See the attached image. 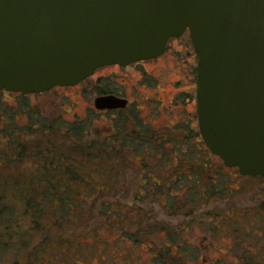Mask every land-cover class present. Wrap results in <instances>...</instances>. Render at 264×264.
Listing matches in <instances>:
<instances>
[{"label": "rangeland", "instance_id": "rangeland-1", "mask_svg": "<svg viewBox=\"0 0 264 264\" xmlns=\"http://www.w3.org/2000/svg\"><path fill=\"white\" fill-rule=\"evenodd\" d=\"M197 60L185 30L170 37L155 58L125 67L104 64L75 84L27 93L24 99L37 117L66 134L60 140H70L69 125L79 122L86 139L106 138L113 145L119 176L113 188H106L113 192L102 193L96 208L119 202L133 212L112 229L96 208L65 227H57L48 218L34 227L28 216L19 217L18 222H10L11 227L25 233L20 238L0 237V264H26L30 250L40 241L47 239L52 245L61 238L88 242L92 251L57 254L49 246L43 259L46 264H243L247 258L264 264V176L243 175L206 148L196 108ZM118 92L126 98L125 106L95 107L97 95ZM21 100L15 91L4 89L0 115L4 106L7 110L25 106ZM13 118L22 130L21 138L39 141L40 124L29 127L25 112ZM128 133L126 141L123 136ZM122 142L128 144L122 147ZM201 157H209L206 165L191 170L189 159L199 162ZM25 166L33 167L32 160H25ZM195 172H200L199 190L190 187L194 181L189 177ZM146 175L150 180L144 184ZM15 206L18 215L21 204ZM3 230L0 224V235H5ZM121 231L129 235L121 239ZM178 242L195 245L197 252L177 256L182 254ZM167 244L169 252L161 254Z\"/></svg>", "mask_w": 264, "mask_h": 264}, {"label": "water", "instance_id": "water-1", "mask_svg": "<svg viewBox=\"0 0 264 264\" xmlns=\"http://www.w3.org/2000/svg\"><path fill=\"white\" fill-rule=\"evenodd\" d=\"M185 30L204 142L226 166L264 176V0H0V90L72 85L101 65L155 57Z\"/></svg>", "mask_w": 264, "mask_h": 264}, {"label": "trees", "instance_id": "trees-1", "mask_svg": "<svg viewBox=\"0 0 264 264\" xmlns=\"http://www.w3.org/2000/svg\"><path fill=\"white\" fill-rule=\"evenodd\" d=\"M3 90L1 89L0 93ZM16 93L22 97L23 103L21 102V104H25V106L12 108V110H7L8 107L4 106L3 113L1 112L0 115V224L4 226L3 233L5 234L0 235L2 238L4 236L20 238L25 233L22 229L16 227L15 230V227H11L10 222H18L19 217L28 216L34 227H38L39 221L43 218L52 220L57 227H65L75 218L90 214L97 207L102 193L113 192L107 191V189L113 188V184L119 176L116 170V156L113 153L114 147L109 144L106 138L86 139L85 128L82 123L78 122L69 125V130L72 133L67 132V134L71 139L67 141L61 139V141L60 137L66 134H59L58 127L49 128V125L43 123L46 120L42 116L37 117L38 115L24 99L27 93ZM2 104L0 101V107ZM18 112L27 113L32 124V126L29 124V127H33L35 122L37 125L40 124L38 131L41 138L39 141L21 138L22 130L19 129L13 118V115ZM128 137L130 138V133L123 136L126 141H128ZM124 144L128 143L122 142V147ZM206 148L211 151L207 145ZM208 158L201 157L199 162L189 159L191 170L196 171L203 165L205 166ZM29 159L32 160L33 167L25 166V160ZM97 172L101 173L99 174L101 177H98ZM197 173L200 172H195V174ZM195 174L193 178H189L197 185L191 184L190 187L199 190L201 181L197 179L199 174L197 176ZM149 180V175H146L142 183L145 184ZM153 180L151 179V182ZM156 184L157 186L161 185L158 181ZM143 189L139 191V196L143 195ZM16 203L21 204L18 215L14 212ZM112 204L113 202L103 203L102 207L98 206L95 211L103 213L104 222L110 228L118 222L127 221L133 212L126 204L119 202H115V206ZM126 233L121 231L120 238H126L129 235ZM48 242L50 241L45 239L32 247L26 264H46L43 259L46 257L44 255L49 246H52V252L57 251V254L70 253L78 249L92 251L90 243L78 242L77 244L70 238H61L52 245ZM179 243L176 246L181 248L182 254L177 256L183 258L192 252H197L195 245L184 242L186 244L184 247V243ZM169 249L170 246L167 244L161 250L163 251L161 254L168 253ZM244 260L243 264H261L259 259L252 262L249 258ZM62 263L60 262V264ZM49 264L58 263L50 261ZM164 264L170 263L164 262Z\"/></svg>", "mask_w": 264, "mask_h": 264}, {"label": "flooded vegetation", "instance_id": "flooded-vegetation-1", "mask_svg": "<svg viewBox=\"0 0 264 264\" xmlns=\"http://www.w3.org/2000/svg\"><path fill=\"white\" fill-rule=\"evenodd\" d=\"M166 45H167V43H166ZM155 57H157V56H155ZM155 57H152V58H155ZM152 58H149V59H152ZM137 61H139V60H137ZM137 61H133V62H137ZM132 63V62H131ZM131 63H129V64H126V65H122L123 67H125V66H128V65H130ZM116 65H121V64H119V63H115ZM116 94H119V96L121 95L119 92L118 93H116Z\"/></svg>", "mask_w": 264, "mask_h": 264}]
</instances>
